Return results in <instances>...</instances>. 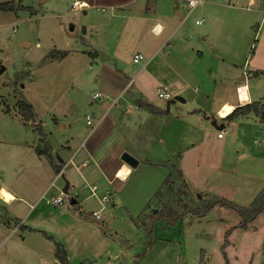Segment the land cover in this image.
I'll return each instance as SVG.
<instances>
[{
  "label": "rangeland",
  "instance_id": "374dc122",
  "mask_svg": "<svg viewBox=\"0 0 264 264\" xmlns=\"http://www.w3.org/2000/svg\"><path fill=\"white\" fill-rule=\"evenodd\" d=\"M14 1L23 5V8L13 11L2 10L1 12L5 14L0 16L2 23L0 24V109L2 110H0V173L2 175L3 172L5 173L3 179L11 177L9 170L12 169V164H23L26 158V153L22 150H19L20 154L15 157L11 156L12 152L9 148L12 142L29 143L33 139L37 142L38 135L35 131L37 125L44 127L47 133L49 130L53 131L54 123L60 122L59 126L65 125L71 133H78V136L73 138L77 142L107 107H103V103L109 101V107L104 111L106 117L123 99V96L118 98L115 96L113 98L115 102L111 104V98H106L102 90H106L111 80L115 85H125L124 95L129 89H137V77H131L132 72L146 60L138 51L141 57L138 61H133L131 48L122 49L124 63L118 62L107 53H99L91 58L75 50L85 44L91 50L102 47H107L108 50L114 44L113 32L107 30L110 28L109 25L107 26L108 17H100V14L107 12V7L100 9V5L98 7L92 5L99 4V0H85L87 6L76 11L70 9V0ZM263 9L264 6H261V11L259 10L254 16L253 25L247 28L252 42L250 49L257 40H260L258 34L252 36L256 32V23L259 22L261 15L264 17ZM86 14L91 17L88 20L95 24V31L89 28L86 31L82 30L85 21H88ZM192 17L193 13L186 18V21H192ZM238 36L235 35V39L242 51H245L249 43L247 39ZM261 46L262 43L256 44L253 49L255 53L261 51ZM157 57L155 55L153 58ZM123 69H126L125 75ZM243 73H248V70L245 69ZM117 75L120 77L116 80ZM255 76L257 77L248 79L250 87L253 85L257 91L263 90L264 93V88L261 86L264 85V74ZM193 85H195L193 82L186 84L180 93L186 98L185 102L176 98L175 96L179 94L170 92V87L166 85L168 97L157 95L156 91L160 86L156 91H150V94L154 93L156 102L165 109L168 102L167 107L174 117L178 107L183 109L190 105L189 96L195 93ZM93 91L103 94L102 98L92 97ZM197 92L201 106L207 107L205 102L207 103L208 98L205 94H201L203 90L199 87ZM241 92H244V86H241ZM17 98H23L32 105V114L36 118L32 116L28 120L29 124L19 122L15 105ZM3 107H6V112L3 111ZM197 111H200L198 113L200 116L214 117V114ZM2 112L9 115L4 116ZM85 114L92 118L91 123L85 124ZM102 121L99 122L96 130L100 128ZM216 123L224 125L223 128H219L224 129V144L222 148H217L219 146L212 141V144H209L211 148L208 149L212 150L216 147L222 155L215 152L216 148L213 152L204 151L202 160L200 156H195L200 160L199 165L196 159L187 158L184 172L189 183L190 180L206 181L210 184L212 180L218 182V185L224 182L228 185L232 183L230 194L223 191L222 194L217 195L199 190L191 186V183L189 185L183 177L178 156L163 164L147 165L140 160L132 175L124 183L122 189H126L121 191V196L113 193L109 183L100 180L97 184L95 188L97 195L106 190L108 192L109 200L104 203V208H109L111 200L114 203L112 215L106 218V210H103L101 215L104 219L94 216L91 218L92 215L88 210L89 221L80 228L88 244L83 250H76V246L75 248L70 246V259L68 258L70 262L90 260L92 264H264V224L260 221L261 215L253 220L252 225L246 224V228H242L238 226L240 217L237 213L225 206L214 205L202 215L194 214L204 201L217 197H225L237 204L247 206L257 192L258 186L264 183V168L258 163L260 158L256 157L257 154L253 152L255 155L248 153L238 157L241 152L249 148L246 142L250 131L246 123L239 122L236 129V134L244 138V141L236 140L237 136L232 133L227 119L217 118ZM233 129L235 131V128ZM64 130L61 127L54 133L53 142L56 143L54 139L68 135ZM198 136L199 133L188 130L187 133L180 134L177 144L181 145ZM83 139L85 140L86 137ZM30 151L35 154L32 148ZM217 153L220 159H216L219 157ZM212 162L213 167L207 169V164ZM182 168L184 170L183 164ZM197 168L199 171L196 170ZM76 171L67 159L62 170L51 181V189L55 190V185L59 186V184H61L59 188L62 189L66 177H74L76 181L81 180L79 176L84 170L77 171L78 173ZM196 174H199L200 178H196ZM51 189L47 192V196ZM74 189L76 191L64 192L63 202H67L71 195L76 194L79 198L88 193L89 197L85 200L87 208L93 209L99 206L97 200L89 195L87 186L80 187L75 182ZM153 189H155L154 194H152ZM173 218L174 221L168 223ZM76 225L80 226L77 222ZM228 228L230 231L226 236L227 243L222 245L224 232ZM147 229H150V234L147 233ZM2 252L3 249L0 248V253Z\"/></svg>",
  "mask_w": 264,
  "mask_h": 264
},
{
  "label": "crops",
  "instance_id": "0c3cea01",
  "mask_svg": "<svg viewBox=\"0 0 264 264\" xmlns=\"http://www.w3.org/2000/svg\"><path fill=\"white\" fill-rule=\"evenodd\" d=\"M225 1L201 0L191 9H188L186 0H99V4H92L95 7L100 5V9L107 7V12L100 14V17H108L107 26L109 25L110 28L107 30L113 32L114 44L108 50L107 47L91 50L86 44L75 50L91 58L99 53H107L123 63L125 62L123 48H131L132 54L141 52L146 60L134 69L131 76L137 77V89H127L128 91L125 89L127 94L124 95L125 85H115L111 80L102 93L106 98H111L110 103L115 96L116 98L123 96V99L119 102V106L106 117H104V111L109 107V101L103 103V107H107L99 115L100 120L93 128L89 127L86 134H82L77 142L73 138L77 137L78 133H71L65 125L59 126L61 122L54 123L52 132L49 130L46 133L47 130L41 126L44 139L51 148L50 158L34 151L36 139L29 143L27 141L11 143L9 148L12 152L11 156L15 157L20 154L19 150H22L26 153V158L23 164H12L9 179H3L5 173L3 172V175L0 173V248L3 249L0 253V264H60L54 256L52 240L45 237L43 232L62 244L69 263L92 264L90 260L78 262L69 260L70 246L72 248L76 246V250H83L88 244L80 230L89 221L88 210L90 212L91 209H88L85 203L86 198L89 197L88 193L79 198L76 194L71 195L67 202L63 200L59 203H51L49 200L50 196L59 194L63 189L64 185L60 189L61 184H59L54 186L55 190H52L51 181L58 175L62 162L64 163L67 159L75 165H80L84 171L79 176L81 179L79 181H76L74 177H66L65 193L68 190H75V182L80 187L95 185L96 188L100 180H103L111 185L113 193L121 196V191L126 189H122L124 183L135 169L119 158V153L123 149L137 157L136 165L140 160L147 165L163 164L174 156H178L180 169L187 181L186 172H184L187 158L196 159L199 165L200 160L195 156H200L202 160L204 151L213 152L216 147L212 150L208 149L211 148L209 144H212V141L219 146L217 148H222L224 129L220 137L216 136V131L224 126L223 123L217 125V118H219L227 119L232 133L237 136V141H244V138L236 134L238 123H246L250 131L246 142L249 148L241 152L238 157L248 153L252 155L254 152L257 154L256 157L260 158L258 163L264 168V122L259 121L258 116L251 111L231 118L220 115V111L226 105L231 106L232 109L235 105L244 102L257 101L264 107L263 90L257 91L248 83L249 77L264 74V32H262L264 17L261 15V20L259 19L256 23V32L252 37L258 34L257 37L260 36V40L256 41L252 49H250L252 42L247 30L253 25L255 14L261 11V6H264V0H252L250 7L245 6L249 0ZM1 11L0 16L5 14ZM82 11L86 13L85 10ZM263 11L264 9L262 14H264ZM191 13H193L192 21L187 22L186 18ZM89 18L91 17L87 15L86 20ZM85 22L84 31L87 28L95 31L94 23L89 20ZM235 35L247 39L249 47L245 51H242L241 46L238 45ZM261 43V51L255 53L253 49L256 44ZM89 52H92V55ZM155 55L158 57L153 58ZM245 69L248 73H243ZM123 71L125 75L126 69ZM239 72L242 75H239ZM119 77L117 75L116 80ZM181 82L185 83L181 84ZM190 82L195 83L193 85L195 93L189 96L190 105L183 109L178 107L174 117L170 108L167 107L168 102L165 109L156 102L154 93L150 94V91H156L158 86L166 85L170 87V92L179 94L176 98L185 102L186 98L180 93ZM241 86H244V92H241ZM261 86L264 88V85ZM199 87L203 90L201 94H205L208 98L207 103L205 102L207 107L201 106L199 94H196ZM135 99L149 103L159 111L152 112L146 107L138 106L135 104ZM197 110L214 114V117L200 116L198 114L200 111ZM2 114L9 115L5 112ZM16 114L20 123L29 124V119L25 122L20 118L19 113L16 112ZM33 117L36 118L35 115ZM100 121L102 124L96 130ZM61 127L68 135H63L61 139H54L55 143L53 142L54 133ZM188 130L199 133V136L181 145L177 144L180 134L187 133ZM84 137L87 140H84ZM227 144L230 145L229 142ZM31 148L35 154L31 153ZM217 148L215 152L222 155ZM217 155L219 157L216 159H220V155L218 153ZM57 164L56 171L53 165ZM207 165V169H210L213 167V162ZM124 168H127L128 172L123 178L118 177V171ZM211 174L214 175V173ZM195 177L200 178L199 174ZM160 178L162 180V175ZM207 179L210 181L209 178ZM187 183L199 190L217 195L222 194L223 191L230 194V187H232V183L228 185L224 182L218 185V182L212 180V184L191 180V184L188 181ZM263 185L264 183L259 185V188L256 187L257 192ZM50 189L51 192L47 196ZM113 207L114 203L111 200L109 208L101 209V211L106 210V218L112 215ZM259 215H261L260 221L264 224L263 210L247 225H252L253 220ZM100 218L104 219L102 215ZM76 222L81 227H77Z\"/></svg>",
  "mask_w": 264,
  "mask_h": 264
},
{
  "label": "trees",
  "instance_id": "16d2710c",
  "mask_svg": "<svg viewBox=\"0 0 264 264\" xmlns=\"http://www.w3.org/2000/svg\"><path fill=\"white\" fill-rule=\"evenodd\" d=\"M23 8V5L15 2L14 0H2L0 1V10H10L13 11L15 9ZM90 55H92V52H89ZM135 104L138 106H143L148 108L152 112H158L159 109L155 106L143 102L142 100L135 99ZM15 105L17 108L18 113L20 114L23 121H26L28 119H31L32 109L31 104L27 101H25L23 98H17L15 100ZM3 111L6 112V107H3ZM253 112L255 115L258 116L259 121L264 122V107L257 101H250V102H244L242 104L235 105L226 115L225 118H231L233 116H236L238 114H244L247 112ZM35 131L38 135L37 142L34 145V151L37 154H43L47 156L48 158L51 157V148L49 143L44 139L43 132L40 125L36 126ZM53 168L57 171L58 170V164L53 165ZM155 193V192H154ZM153 193V194H154ZM214 205H220L225 206L231 210H233L237 215L240 217L239 225L240 227L244 228L246 227V224L251 221L259 212L264 210V185L259 189V191L255 194L249 205L244 206L241 204H237L233 202L232 200H229L225 197H217L211 200H206L203 202V204L194 212L195 215H202L204 214L209 208H211ZM158 218V217H156ZM174 221V218L172 220H169L168 223H171ZM230 231V228L226 229L224 232L225 238L223 239L222 245H226L227 238ZM147 233L150 234V229H147ZM45 237L48 239H51L54 245V256L58 259L60 264H71L67 261L66 258V251L63 248L62 244L55 241L51 238V236L47 235L43 232ZM263 240H264V228H263ZM223 251V250H222ZM223 253V252H222ZM78 264H90L89 262H82ZM136 264V263H134Z\"/></svg>",
  "mask_w": 264,
  "mask_h": 264
},
{
  "label": "built area",
  "instance_id": "2783aa9c",
  "mask_svg": "<svg viewBox=\"0 0 264 264\" xmlns=\"http://www.w3.org/2000/svg\"><path fill=\"white\" fill-rule=\"evenodd\" d=\"M200 1L201 0H186V4L188 6V9H191L196 3L200 2ZM69 4H70V9L72 11H76V10H79V9L87 6V3L84 0H70ZM251 5H252V0H249L245 4L246 7H250ZM140 57H141V54L139 52H133V54H132V60L133 61H138ZM158 89L159 90L156 91L157 92V95H160V96H163V97H168L169 96V93L166 91L165 86H160V88H158ZM91 96L92 97L101 98L102 97V94H100L97 91H93L91 93ZM114 102H115V100L112 99L111 104L114 103ZM100 117L101 116H98L94 120L93 124L90 126L91 128H93L98 123V121L100 120ZM91 122H92V118L89 115H86V117H85V123L86 124H89ZM221 135H222V129H219L216 132V136L217 137H220ZM68 161L71 164H73L70 159H68ZM65 162L62 164V166L60 167L59 171L62 170V167L65 165ZM73 166H74V168L78 172H81L82 171V169L80 168V165L73 164ZM88 190H89V195H92L97 200V202L99 204V206L97 208L91 209L90 210V213H91L92 216L97 217V218H100L101 217V209L104 207V203L109 200V197L107 196V193L108 192L106 190L105 192L101 193L100 195H97L95 193V186L94 185L88 186ZM63 194H64V192L62 190H60V193L59 194L50 196V198H49L50 202L51 203H59V202H61L62 199H63Z\"/></svg>",
  "mask_w": 264,
  "mask_h": 264
},
{
  "label": "water",
  "instance_id": "95a60500",
  "mask_svg": "<svg viewBox=\"0 0 264 264\" xmlns=\"http://www.w3.org/2000/svg\"><path fill=\"white\" fill-rule=\"evenodd\" d=\"M69 27L71 28L72 25L70 24ZM83 26H82V30H83ZM177 97V95L175 96ZM119 158L124 161L126 164H128L130 167H135L138 159L137 157H135L133 154H131L130 152H128L127 150H121L119 153ZM66 185L67 183L64 184L62 191L65 192L66 191ZM72 201V200H71Z\"/></svg>",
  "mask_w": 264,
  "mask_h": 264
},
{
  "label": "bare ground",
  "instance_id": "6f19581e",
  "mask_svg": "<svg viewBox=\"0 0 264 264\" xmlns=\"http://www.w3.org/2000/svg\"><path fill=\"white\" fill-rule=\"evenodd\" d=\"M229 109H231V106L226 105V107L222 108V110L220 111V112H221L220 115H221V116H225V115H226V112H227ZM127 172H128V169H127V168L120 169V170L118 171L117 176L123 178V177L126 175ZM3 193H4V195H5V192H3Z\"/></svg>",
  "mask_w": 264,
  "mask_h": 264
}]
</instances>
